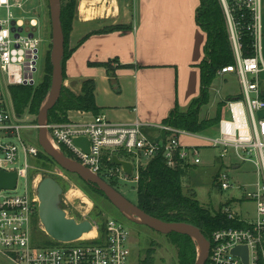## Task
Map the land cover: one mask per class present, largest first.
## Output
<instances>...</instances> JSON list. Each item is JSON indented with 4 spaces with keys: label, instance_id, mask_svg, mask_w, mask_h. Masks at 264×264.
<instances>
[{
    "label": "built area",
    "instance_id": "2783aa9c",
    "mask_svg": "<svg viewBox=\"0 0 264 264\" xmlns=\"http://www.w3.org/2000/svg\"><path fill=\"white\" fill-rule=\"evenodd\" d=\"M12 1L0 0V72L6 77L7 86H4L7 89L35 84L34 74L42 44V39L37 36L38 24L26 22L24 7L30 0ZM221 1L228 21L234 64L223 67L217 76L237 78L241 94L225 100V113L215 128L218 137L207 140L201 138V134L164 124L155 127L156 135L151 137L140 121L115 124L102 114L88 123H47L45 129L59 148L64 146L67 149L71 155L68 158L107 182L132 179L138 184L140 170L159 156L173 170L180 166L198 167L202 163L204 147L217 150L219 162L234 159L236 163L219 170L215 182L221 191H239L240 196L231 197L230 205L250 201L255 206L256 216L250 221L238 216L229 206L224 207L223 213L238 227L219 229L212 234L208 240L210 250L206 264H246L243 256L234 254V250L240 247L247 248L248 264H264V98L260 85V74L264 73L262 0H233L232 5L227 0ZM14 9L20 14L13 12ZM236 11H247L251 16V23L244 28L254 37L252 57L243 54V27L234 17ZM30 34L34 35L33 38ZM4 86L0 84V170L17 172L18 182L16 190L0 192V254L13 264H132V234L117 219L108 220L103 236L95 227L97 237L92 240H51L53 244L50 246L35 241V222L38 220L41 225L40 200L37 191L31 189L28 173L30 159L38 155V149L28 145L25 132L39 130V127L37 124L29 126L20 119L10 105ZM182 137L206 140L207 143L187 145L180 142ZM78 138L90 141L89 154L75 145ZM106 152H110L109 161L118 153L129 156L128 160L118 157L132 163L133 175L128 176L119 166L105 169L103 159ZM21 153L24 168L19 167ZM242 164H251L257 182L247 186L234 183L231 171L240 172ZM21 178L27 181L25 193L10 195L17 191Z\"/></svg>",
    "mask_w": 264,
    "mask_h": 264
},
{
    "label": "crops",
    "instance_id": "0c3cea01",
    "mask_svg": "<svg viewBox=\"0 0 264 264\" xmlns=\"http://www.w3.org/2000/svg\"><path fill=\"white\" fill-rule=\"evenodd\" d=\"M91 1L77 0L69 36V48L74 52L65 64L63 86L81 95L84 83L94 81L100 114L115 124L140 121L153 137L154 128L163 125L172 111L179 108L186 113L201 95L200 65L207 35L196 22L200 1ZM39 3L41 0H30L24 10L27 24H38L37 36L43 42L51 22H46V14H35ZM47 15L51 21V14ZM117 26L128 29L109 31ZM262 32L264 59V0ZM108 63L116 69L114 75L104 67ZM263 76L261 73L260 79ZM260 85L264 93V85ZM95 116L73 111L68 120L88 123Z\"/></svg>",
    "mask_w": 264,
    "mask_h": 264
},
{
    "label": "trees",
    "instance_id": "16d2710c",
    "mask_svg": "<svg viewBox=\"0 0 264 264\" xmlns=\"http://www.w3.org/2000/svg\"><path fill=\"white\" fill-rule=\"evenodd\" d=\"M200 6L197 10L196 22L207 35L205 46V59L200 65L201 69V95L194 100L186 113L179 108L171 112L163 122L177 129L192 134H202L205 131L217 126L221 118V111L215 119L201 120V110L210 103V88L217 78L218 71L223 67L234 64V53L230 42L228 21L224 6L221 0H199ZM230 5L233 0H227ZM77 0H62V26L65 36V55L62 62L63 79H65V64L72 56L73 50L69 48V36L75 17ZM244 15V19H241ZM234 17L240 20L242 29V45L245 57L254 55V37L246 27L252 21L247 11H236ZM127 27L117 26L113 31L127 30ZM104 67L109 74L114 75L116 69L112 65L105 64ZM46 75L43 82L34 88L33 85H15L10 87V92L17 114L31 104V112L39 115L40 108L51 89V76L53 67L50 61L46 64ZM96 83L92 80L83 85L81 95H75L69 89L62 87L61 97L56 106L48 114L49 124L68 123V114L73 111H82L100 115V109L95 99ZM264 98V93H263ZM224 107L221 105L220 109ZM148 133V131L146 130ZM66 156H71L64 146L60 147ZM119 157L128 160L130 157L124 153H118ZM110 152H106L103 159L105 169L115 167L113 160L109 161ZM52 159V158H51ZM189 168L180 166L177 169H170L162 156L151 161L140 170V179L137 186L136 205L148 215L168 224H189L199 228L207 240H211L212 234L223 228L238 227L230 221L223 212L214 213L200 205L192 195H185L183 192V179ZM217 176V175H216ZM115 187L116 181H111ZM97 193L106 198V195L99 189ZM106 225L99 230L101 236L105 234ZM173 246L177 249L178 264H196L197 243L183 234L172 233L167 236ZM50 246L52 241L47 237L41 243ZM142 264H154V258L149 254Z\"/></svg>",
    "mask_w": 264,
    "mask_h": 264
},
{
    "label": "rangeland",
    "instance_id": "374dc122",
    "mask_svg": "<svg viewBox=\"0 0 264 264\" xmlns=\"http://www.w3.org/2000/svg\"><path fill=\"white\" fill-rule=\"evenodd\" d=\"M39 5L38 10L34 11L35 14H39L40 17L41 15L46 14L45 20L50 23V17L47 15H50L49 0H41ZM13 12L17 15L20 14V11L17 9H14ZM42 36L44 41L39 47L37 70L34 74V88H37L43 82L46 75L45 69L48 61H50L52 66V24L50 25V29L46 30ZM62 80L64 81L63 73ZM0 82L2 83V86H4V83L5 86H7L6 77L2 75L1 72ZM260 82L264 85V76L260 79ZM5 86L3 88L6 91L11 107L15 111L10 87L7 89ZM62 87L64 86L62 85ZM240 94L241 86L237 78L234 76H228L226 79H222L217 76L210 88V103L201 110V120L215 119L219 114V111H221L222 115L225 113V100L230 96H238ZM48 96L49 93L41 108L47 103ZM222 104H224V107L221 110L220 107ZM15 113L17 114L16 111ZM17 115L29 126H35L37 124L38 115L31 112V104L28 105L21 115ZM215 128L216 126L205 131L200 137L207 140L218 137ZM38 131L39 130H30L25 132L28 145L38 149V155L30 159L28 179L32 187L31 189L37 191L40 182L44 178H54L63 187L64 194L62 196V208L67 212L70 218H73L78 222L89 220L98 231L102 229L110 219H117L122 222L132 234L130 243L132 250V264H142L149 254L154 258V264H178L177 249L171 244L167 236L127 218L108 199L97 193L96 189L98 188L95 185L75 174L63 170L39 146ZM180 142L187 145L207 143L206 140H196L191 137H182L180 138ZM14 143L18 144L17 141H14ZM60 151L63 153L61 148ZM217 155L218 151L215 149L205 147L202 149L201 165L188 169L187 175L183 179L182 187L184 194L195 197L200 205L210 212L220 213L223 212L224 207L229 206V208H231L238 216L253 221L256 216V211L252 202L244 200L243 202H236L230 205L229 201H231V197H239L240 192L235 190L221 191L218 188L215 182L217 173L222 168L229 167L232 163H236V161L232 158H228L223 162H219L218 159H216ZM20 156L19 167L24 168L23 153H21ZM253 172L254 168L251 164H242L241 171L238 173L231 171V176L236 185L247 186L258 180L257 175ZM108 183L111 185V181ZM116 183L117 185H115L114 188L121 192L128 200L136 204L138 184L133 182L132 179H129V181H116ZM26 184V179L21 178L17 191L9 194L12 196L23 195L26 191ZM35 223L34 239L37 243H43L48 235L42 230L44 227L42 224V226L40 225L38 220ZM96 237L97 233L95 234V238ZM197 252L199 254L198 245ZM0 264L13 263L0 254Z\"/></svg>",
    "mask_w": 264,
    "mask_h": 264
},
{
    "label": "water",
    "instance_id": "95a60500",
    "mask_svg": "<svg viewBox=\"0 0 264 264\" xmlns=\"http://www.w3.org/2000/svg\"><path fill=\"white\" fill-rule=\"evenodd\" d=\"M51 24H52V85L48 96V102L40 110L37 118L38 144L42 150L52 158L63 170L75 174L82 179L92 183L101 190L107 199L124 215L126 211H132L144 225L165 236L172 233L183 234L191 237L197 245L200 246V255L196 264H206L209 257L210 243L202 234L201 230L189 224H168L148 215L140 209L135 203L128 200L121 192L111 186L99 175L92 173L81 163L68 158L61 151L53 149L49 142L46 132V124L49 112L58 103L62 93V62L65 55V36L62 26V0H49ZM30 34V38H33ZM18 38V35L16 36ZM159 140V139H158ZM75 145L81 148L86 154L90 153L91 143L87 138H78L74 141ZM115 166L122 167L128 176L133 175V165L128 161L113 157ZM17 172H6L0 170V192L2 190L14 191L17 188ZM40 200L39 219L44 227L48 237L55 242H74L85 234L95 231V226L91 221L86 220L78 222L70 218L67 212L62 208L63 187L54 178H44L37 189ZM234 254L243 256L248 264L247 248L240 247L234 250Z\"/></svg>",
    "mask_w": 264,
    "mask_h": 264
},
{
    "label": "bare ground",
    "instance_id": "6f19581e",
    "mask_svg": "<svg viewBox=\"0 0 264 264\" xmlns=\"http://www.w3.org/2000/svg\"><path fill=\"white\" fill-rule=\"evenodd\" d=\"M48 102V101H47ZM47 104V103H46ZM45 104V105H46ZM44 105V106H45ZM49 137V136H48ZM49 142H50V144H51V146L53 147V149L55 150V151H57V152H60V148L49 138ZM71 193H72V191H71ZM71 195V194H70ZM73 197V196H72ZM86 202H88V201H86ZM90 204V203H89ZM125 216L127 217V218H129V219H131L132 221H134V222H136V223H138V224H141V220L132 212V211H126L125 212ZM96 234V231H93V232H91V233H89V234H85L84 236H83V238H82V240H92V239H94L95 238V234ZM93 234H94V236H93ZM198 249H199V253H200V246H199V244H198Z\"/></svg>",
    "mask_w": 264,
    "mask_h": 264
}]
</instances>
